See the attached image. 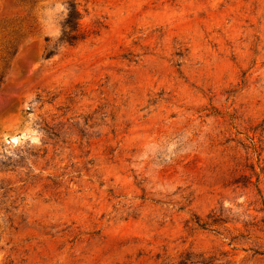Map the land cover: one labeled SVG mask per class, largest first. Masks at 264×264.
Returning <instances> with one entry per match:
<instances>
[{"label":"rangeland","instance_id":"374dc122","mask_svg":"<svg viewBox=\"0 0 264 264\" xmlns=\"http://www.w3.org/2000/svg\"><path fill=\"white\" fill-rule=\"evenodd\" d=\"M0 264H264V0H0Z\"/></svg>","mask_w":264,"mask_h":264},{"label":"trees","instance_id":"16d2710c","mask_svg":"<svg viewBox=\"0 0 264 264\" xmlns=\"http://www.w3.org/2000/svg\"><path fill=\"white\" fill-rule=\"evenodd\" d=\"M81 18L80 11L76 8L75 5H71L69 8V13L63 24V35L62 38L67 42H72L79 37V34H75V31H78L79 19Z\"/></svg>","mask_w":264,"mask_h":264}]
</instances>
